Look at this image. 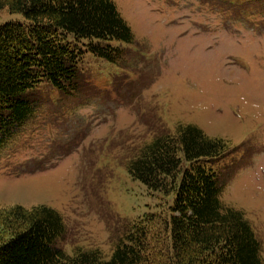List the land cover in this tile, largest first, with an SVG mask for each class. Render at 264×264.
<instances>
[{
	"label": "rangeland",
	"instance_id": "obj_1",
	"mask_svg": "<svg viewBox=\"0 0 264 264\" xmlns=\"http://www.w3.org/2000/svg\"><path fill=\"white\" fill-rule=\"evenodd\" d=\"M113 1L133 43H116L119 63L88 55L75 96L30 95L35 118L0 151V208H53L67 254L109 257L131 222L171 202L131 178L129 161L192 124L228 142L213 166L221 201L243 211L264 259V0ZM22 19L0 12V22Z\"/></svg>",
	"mask_w": 264,
	"mask_h": 264
},
{
	"label": "trees",
	"instance_id": "obj_2",
	"mask_svg": "<svg viewBox=\"0 0 264 264\" xmlns=\"http://www.w3.org/2000/svg\"><path fill=\"white\" fill-rule=\"evenodd\" d=\"M6 9L23 19L0 22V151L35 118L32 93L51 86L75 96L88 55L117 63L116 43L134 41L113 0H0ZM228 152V142L192 124L139 150L129 175L171 202L131 222L109 257L99 249L67 254L66 226L53 208L1 207L0 264H264L243 211L221 201L224 183L213 166Z\"/></svg>",
	"mask_w": 264,
	"mask_h": 264
}]
</instances>
